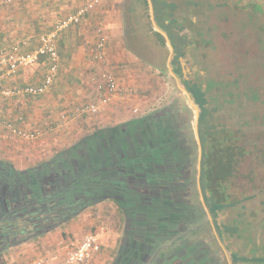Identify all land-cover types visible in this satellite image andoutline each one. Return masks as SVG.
<instances>
[{"label":"trees","instance_id":"1","mask_svg":"<svg viewBox=\"0 0 264 264\" xmlns=\"http://www.w3.org/2000/svg\"><path fill=\"white\" fill-rule=\"evenodd\" d=\"M152 1L155 20L174 48L172 71L200 110L201 190L221 241L229 244L236 232L224 223L225 215L242 201L233 199L227 188L240 164V152L245 150L238 145V138L220 137L230 131L219 121L221 90L234 94L236 102L238 98L259 100L256 88L249 86L245 94L244 90H234L239 79L218 80L213 76L219 69V62L211 60L216 51L219 55L213 33L221 28L217 27L215 16L234 9L206 1L202 10L209 20L204 24L205 40L199 44L195 39L199 33L193 36L192 30L176 18L179 4ZM189 1L194 9L201 7L200 0ZM248 4L253 6L255 17L264 13V0H251ZM191 24L196 25L193 21ZM227 24L232 25L233 21L223 22V27ZM249 24L252 25L245 24V32ZM224 30L227 41H232L234 31L229 34V30ZM260 30L263 32L264 27ZM155 34L162 47L164 38ZM198 44L199 51L202 46L209 49V62L206 57L194 56ZM262 47L264 53V44ZM185 70H189L187 75ZM161 71L162 76L168 77L167 71ZM182 113L172 105L131 122L98 128L26 170L17 169L0 156V264H6L5 256L11 248L44 237L107 201L116 206L125 221L116 264H220L209 217L199 201L196 144L182 124ZM199 243L204 252L197 255ZM190 247L197 249L200 260L190 258ZM235 247H229L232 261L248 264L250 259L241 257L242 250ZM211 251L216 254L208 257Z\"/></svg>","mask_w":264,"mask_h":264},{"label":"crops","instance_id":"2","mask_svg":"<svg viewBox=\"0 0 264 264\" xmlns=\"http://www.w3.org/2000/svg\"><path fill=\"white\" fill-rule=\"evenodd\" d=\"M8 1L0 0V50H9L27 41L28 45L22 48L27 53L37 49L41 37L52 32L58 22L76 14L95 0ZM126 1L102 0L100 5L92 7L80 25L59 34V72L45 94L6 97L0 92V156L12 162L17 169L26 170L51 158L56 152L70 147L98 128L139 119L135 116L141 106L137 104L135 93L140 86L137 61H142L131 54L125 44ZM102 30L108 36L106 51L109 67L92 59ZM49 69L50 62L43 57L36 65L21 69L15 76L4 79L3 85L8 89L39 86L47 77ZM111 72L119 83L118 93L111 103L97 115L75 117L77 108L98 99L97 83L104 81ZM67 112L68 117L75 122L68 132L58 135V131L63 128L61 125L65 124L61 120ZM9 122L24 131H44V135L34 141L21 139L9 132L5 125ZM109 203L107 201L101 205ZM98 207L86 210L44 237L11 248L5 256L6 264H29L40 258L46 260L45 264H63L67 253L66 243L104 227L103 221L96 224L93 218L92 213ZM101 242L103 251L95 255L91 264H107L118 240L113 232H107L101 235ZM121 248L120 245L119 254ZM246 253L250 254L251 248ZM247 258L250 261L257 260Z\"/></svg>","mask_w":264,"mask_h":264},{"label":"rangeland","instance_id":"3","mask_svg":"<svg viewBox=\"0 0 264 264\" xmlns=\"http://www.w3.org/2000/svg\"><path fill=\"white\" fill-rule=\"evenodd\" d=\"M167 1L179 4L180 7L175 11V16L180 24L187 26L190 29L189 31L192 30L193 36L195 33H199L197 36L195 35L196 42H199V44L205 40L204 24L209 20H207L202 10L206 6V1L221 3L224 7L230 6L234 9V11L226 10L215 16L218 18L219 23L217 27L221 28L220 30L216 28L213 33L215 42H218L220 55L219 57L216 51V54L211 56L213 62H219L217 66L219 67L218 72L213 76L218 80H220L218 77L227 80L237 78L236 81L239 79L241 82L237 83V87L234 90H244L245 94L249 86L256 88L259 92V100L249 102L246 99L238 98L239 102H236L234 94L232 96L229 95L228 90L226 92L223 89L221 90L223 95L220 100L221 116L219 121L221 124L227 125L230 131L227 130V133L221 134L220 137L238 138V145L245 150L239 151L241 155L239 156L240 164L238 165V172L231 179L227 192L233 196V199H240L242 203L229 209L224 219V223L228 226H233L236 232L232 238L233 242L228 241L229 244H225L221 241L213 218L210 220L211 236L212 241L215 242L213 247L218 252L217 257L221 260L220 264H235L229 255V247L233 248V245L234 247L236 246V250L240 247L242 252L239 250V255L241 257L257 259L250 261L249 264H264V53L262 47V44H264L262 43L264 31L261 32L260 30V27H264V13H258V16L255 17L253 15L254 11H252L253 6L248 4L251 0H242L240 3L237 0H200L201 7L198 9H194L189 0ZM193 1L197 2L198 0ZM128 4L132 7V10L125 14L126 33L128 34L125 44L130 53L138 57L140 56L142 61H137L139 68L138 85L140 86H138V90L135 93L138 100L137 104L141 106V110L139 113L136 111L135 117L142 118L172 105L182 106L184 117L182 124L188 131H191L196 123V110H199V108L190 93L191 98L183 91L187 89L181 83L179 76L170 73L174 48L171 49L169 42L164 37V34L167 36L168 34L161 29L155 20L153 1L152 6L149 0H128ZM211 11L209 10L208 12L211 13ZM214 20L216 21V19ZM231 20L233 21L232 25L227 24L223 27V22L229 23L232 22ZM192 21L196 23L195 26H192ZM248 22L252 23V25L249 24L248 30L245 32V24ZM224 29L229 30V34H232V31H234L235 35L230 39L232 41H227L229 39L225 38L227 35ZM155 33L160 34L164 38L165 44L161 45L162 47H160ZM199 44L194 56L197 57L199 55L201 58L206 57L205 59L208 60L209 57L207 58L206 51L209 53V49L202 46V51H205H199L201 47ZM171 46L173 47L172 43ZM231 59L235 61H230ZM104 64L109 67L107 63ZM185 66L186 64L183 63L184 68ZM162 69L167 71L168 77L162 76ZM188 71L185 70L186 75ZM245 82L248 84H244ZM241 83L243 84L241 85ZM65 115L68 117L69 113L67 112ZM70 120L68 117L65 124L61 125L63 128L58 131V135L71 129L72 123L74 124L75 121ZM5 125L7 127V124ZM198 166L199 161L197 159L196 170ZM198 174L197 172V185L200 182ZM101 204L97 205L99 206L98 209L92 214L93 218L96 219V224L100 221L104 222L102 224L105 228L104 233L113 232L118 240L117 247L112 249L111 257L109 256L110 260L107 262V264H115L124 235L125 221L122 220L113 203L107 205ZM81 239H71L70 242ZM68 244L66 243L65 250ZM196 248L199 252L197 255L203 254L204 248L202 247V243L196 245ZM250 248L251 253L247 254L246 252ZM197 249H193V247L188 248L187 253L193 255L190 257L187 254L188 257L200 260L196 255ZM212 254H216L215 251L207 255L208 257H212Z\"/></svg>","mask_w":264,"mask_h":264},{"label":"built area","instance_id":"4","mask_svg":"<svg viewBox=\"0 0 264 264\" xmlns=\"http://www.w3.org/2000/svg\"><path fill=\"white\" fill-rule=\"evenodd\" d=\"M11 3V0L8 1ZM102 0H95L92 4L83 6L79 11L58 22L55 29L43 35L40 39V45L31 52L24 53L22 48L28 45L25 41L22 44L14 45L9 50H0V92L6 97H15L21 95L41 96L45 94L53 85L60 66L59 53L57 49V39L60 33L80 25L92 7L100 5ZM107 44L108 36L102 30L99 32V41L92 59L96 62L107 63ZM46 57L50 62V69L44 82L39 86H27L22 88L8 89L3 85V80L15 76L21 69L30 68L36 65L40 60ZM119 90V83L114 73H109L104 81L97 83L98 99L91 103L77 108L75 117L84 115H97L102 109L111 103ZM68 117L63 116L61 122L64 124ZM7 127L13 135L27 141H34L44 135V131H24L13 123H8ZM105 232L103 226L98 232L89 233L81 240L71 241L66 246L67 255L63 264H91L95 255L102 250L101 235ZM46 260L40 258L29 264H45Z\"/></svg>","mask_w":264,"mask_h":264},{"label":"water","instance_id":"5","mask_svg":"<svg viewBox=\"0 0 264 264\" xmlns=\"http://www.w3.org/2000/svg\"><path fill=\"white\" fill-rule=\"evenodd\" d=\"M150 3H151V6H152V1L149 0ZM164 37L167 39V41L169 42V45L171 47V49H173V47L171 46V43L169 41V38L166 34H164ZM170 73L173 74V72L171 71ZM174 75V74H173ZM188 96L189 93L187 92V90H183ZM191 98V96L189 97ZM179 109L181 110L182 112V106L179 107ZM196 123H195V126L192 127V130L188 131L187 133L190 135V137L193 139V141L195 142L196 144V148H197V153H198V161H199V166H198V169H197V172L199 173L198 174V177H200V174H201V160H202V151H203V148H202V143H201V139H200V134H199V110H196ZM200 181V179H199ZM197 189H198V195H199V201H200V204L201 206L203 207V209L205 210V212L208 214V217H209V221L212 220V217L210 215V212H209V209L207 208L206 204H205V201H204V197H203V194H202V190H201V185H200V182L199 184L197 185Z\"/></svg>","mask_w":264,"mask_h":264},{"label":"flooded vegetation","instance_id":"6","mask_svg":"<svg viewBox=\"0 0 264 264\" xmlns=\"http://www.w3.org/2000/svg\"><path fill=\"white\" fill-rule=\"evenodd\" d=\"M125 9H126V12L128 13V11H130V10H132V7L131 6H129V4H128V0L126 1V7H125ZM252 11H254V8H252ZM127 25V24H126ZM128 34L126 33V36H127ZM128 44H129V42H127ZM130 46V45H129ZM131 47V46H130ZM139 58H140V56H139ZM141 59V58H140ZM161 63H162V61H161ZM171 71H172V68H171ZM191 95V94H190ZM168 107H164L163 109L165 110V109H167ZM162 109V110H163ZM239 159V158H238ZM237 172H238V165L236 166V170H235V172H234V176L237 174Z\"/></svg>","mask_w":264,"mask_h":264}]
</instances>
